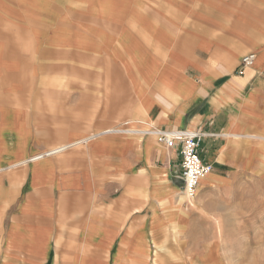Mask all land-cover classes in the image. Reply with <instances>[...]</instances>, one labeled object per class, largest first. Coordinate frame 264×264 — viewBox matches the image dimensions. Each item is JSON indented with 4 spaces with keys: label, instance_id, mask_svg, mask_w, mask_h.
Listing matches in <instances>:
<instances>
[{
    "label": "crops",
    "instance_id": "obj_1",
    "mask_svg": "<svg viewBox=\"0 0 264 264\" xmlns=\"http://www.w3.org/2000/svg\"><path fill=\"white\" fill-rule=\"evenodd\" d=\"M122 122L201 135L192 209L179 148ZM260 194L264 0H0V264H142Z\"/></svg>",
    "mask_w": 264,
    "mask_h": 264
},
{
    "label": "rangeland",
    "instance_id": "obj_2",
    "mask_svg": "<svg viewBox=\"0 0 264 264\" xmlns=\"http://www.w3.org/2000/svg\"><path fill=\"white\" fill-rule=\"evenodd\" d=\"M125 123L129 122L118 123L110 129L120 128ZM185 198L184 206L193 207L192 199L185 195L178 205L182 212L186 209L182 206ZM241 206L224 211L227 216L222 219L228 224L206 227L212 230L206 233V240L193 231L186 233L180 227H170L166 235L160 237L158 252L148 259L141 258L142 264H264V194L257 195L246 208ZM132 260L139 261V258Z\"/></svg>",
    "mask_w": 264,
    "mask_h": 264
},
{
    "label": "built area",
    "instance_id": "obj_3",
    "mask_svg": "<svg viewBox=\"0 0 264 264\" xmlns=\"http://www.w3.org/2000/svg\"><path fill=\"white\" fill-rule=\"evenodd\" d=\"M254 61L255 54H249L242 59V66L249 67ZM106 131H111L112 135L152 136L167 148L178 147L181 157L183 193L190 199L195 197L201 182L207 179L213 170V166L204 162L200 156L199 149L202 137L195 131H168L156 128L139 130L131 127L129 123H125L120 128Z\"/></svg>",
    "mask_w": 264,
    "mask_h": 264
},
{
    "label": "bare ground",
    "instance_id": "obj_4",
    "mask_svg": "<svg viewBox=\"0 0 264 264\" xmlns=\"http://www.w3.org/2000/svg\"><path fill=\"white\" fill-rule=\"evenodd\" d=\"M110 130H111V129H110ZM104 133H105V135H107V134H112L111 131H106V132H104ZM104 133H103V134H104ZM184 196H185V195H184ZM182 197H183V196H182ZM182 197H181V200L183 199ZM181 200H180V201H181Z\"/></svg>",
    "mask_w": 264,
    "mask_h": 264
}]
</instances>
